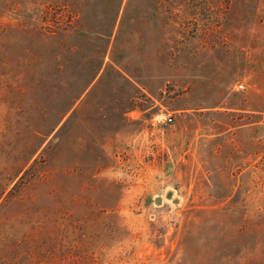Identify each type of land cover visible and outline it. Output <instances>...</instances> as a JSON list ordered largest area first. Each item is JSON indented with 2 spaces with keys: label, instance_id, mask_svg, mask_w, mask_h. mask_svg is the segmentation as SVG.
<instances>
[{
  "label": "rangeland",
  "instance_id": "374dc122",
  "mask_svg": "<svg viewBox=\"0 0 264 264\" xmlns=\"http://www.w3.org/2000/svg\"><path fill=\"white\" fill-rule=\"evenodd\" d=\"M164 1L0 0V264H264V0Z\"/></svg>",
  "mask_w": 264,
  "mask_h": 264
},
{
  "label": "trees",
  "instance_id": "16d2710c",
  "mask_svg": "<svg viewBox=\"0 0 264 264\" xmlns=\"http://www.w3.org/2000/svg\"><path fill=\"white\" fill-rule=\"evenodd\" d=\"M168 1H171V0H167L166 2H168ZM173 1H175V0H173ZM181 1L182 0H176L177 3H180ZM185 11H186V7H185ZM104 52H105V50H104ZM102 64H103L102 58H98V61H96V64L94 65V70H93V73H92V76H91L90 80L87 83H85V86H84L85 88H87L91 84V82L98 76L99 71L102 68ZM103 73L104 74H102L100 78H102V77H104V76H106L108 74H112L116 78H120V79L124 80L126 83L132 85L130 80L118 68H116V66H114V65H111V64L108 65L106 70H105V72H103ZM100 78L97 81H100Z\"/></svg>",
  "mask_w": 264,
  "mask_h": 264
},
{
  "label": "built area",
  "instance_id": "2783aa9c",
  "mask_svg": "<svg viewBox=\"0 0 264 264\" xmlns=\"http://www.w3.org/2000/svg\"><path fill=\"white\" fill-rule=\"evenodd\" d=\"M242 88H243L242 85L238 86L239 90L242 89ZM154 120H157L158 123H162L164 125H168V124L172 123L173 119H172L171 115L164 114V115H156L154 117Z\"/></svg>",
  "mask_w": 264,
  "mask_h": 264
},
{
  "label": "water",
  "instance_id": "95a60500",
  "mask_svg": "<svg viewBox=\"0 0 264 264\" xmlns=\"http://www.w3.org/2000/svg\"><path fill=\"white\" fill-rule=\"evenodd\" d=\"M171 196H172V193H171V192H168V193L166 194V199H170ZM160 202H161L160 199H157V200H156V204H159ZM176 202H177V201L174 200V203H176Z\"/></svg>",
  "mask_w": 264,
  "mask_h": 264
}]
</instances>
